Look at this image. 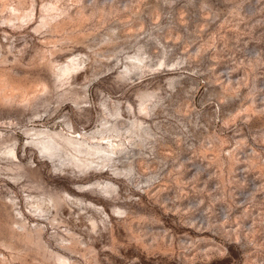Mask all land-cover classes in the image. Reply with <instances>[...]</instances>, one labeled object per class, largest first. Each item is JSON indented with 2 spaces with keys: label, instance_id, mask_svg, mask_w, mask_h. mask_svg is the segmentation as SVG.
I'll return each instance as SVG.
<instances>
[{
  "label": "rangeland",
  "instance_id": "obj_1",
  "mask_svg": "<svg viewBox=\"0 0 264 264\" xmlns=\"http://www.w3.org/2000/svg\"><path fill=\"white\" fill-rule=\"evenodd\" d=\"M0 264H264V0H0Z\"/></svg>",
  "mask_w": 264,
  "mask_h": 264
},
{
  "label": "bare ground",
  "instance_id": "obj_2",
  "mask_svg": "<svg viewBox=\"0 0 264 264\" xmlns=\"http://www.w3.org/2000/svg\"><path fill=\"white\" fill-rule=\"evenodd\" d=\"M77 63L74 60H71L69 64H67L64 69H60V72L57 74V83L62 84L64 81L68 79L72 72L76 71ZM43 91H47L46 88L43 87ZM140 107L142 110H145V102L143 98L140 102ZM133 128H137V125H134ZM113 132V131H112ZM134 131H131V134H134ZM38 135L37 133L34 134ZM51 138L49 141H39L36 142L38 146H40V152L46 154L47 157L52 158L58 156L59 158H63L62 153H69L70 155V163L78 167L79 165L85 166L87 164H101L104 166L107 155L115 154L117 151L121 150L123 146V142L115 143L109 137L102 136L100 140L102 142H98L95 144L86 143L81 140V134H77V136L73 137L75 140L69 139L66 134L62 132L49 134ZM79 138V139H78ZM6 154L12 158L15 157V154L12 149L6 151ZM49 201L52 204H61V201L58 197H50ZM15 225H18L15 222ZM20 229L23 226L19 227ZM32 236L30 234H26L24 238L19 239V241H31Z\"/></svg>",
  "mask_w": 264,
  "mask_h": 264
}]
</instances>
